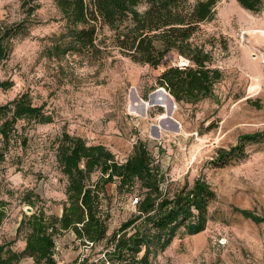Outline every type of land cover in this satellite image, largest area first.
<instances>
[{
    "label": "rangeland",
    "instance_id": "1",
    "mask_svg": "<svg viewBox=\"0 0 264 264\" xmlns=\"http://www.w3.org/2000/svg\"><path fill=\"white\" fill-rule=\"evenodd\" d=\"M25 19L27 34L13 40L0 62V77L12 82L9 89L0 88V104L27 92L52 121L20 120L18 136L6 149L0 141V196L8 202L0 232L14 238L23 212L32 211L19 200L27 190L39 195L37 205L47 213L61 212L66 180L55 148L63 132L105 145L120 161L140 138L165 176L164 187L199 179L215 192L204 229L194 234L180 230L149 264H264V221L240 212L264 217V140L244 142L240 156L217 162L242 135L264 133V0L256 12L236 0H217L213 19L201 24L197 41L211 50L222 77L213 95L197 103L174 102L156 83L162 67L130 60L109 39L105 55L48 57L46 47L64 29L54 1L0 0V24ZM107 34L103 29L98 39ZM171 61L184 64L182 58ZM106 188L103 207L110 234L135 211L138 196L136 191L117 192L114 183ZM20 238L14 247L22 245ZM72 238L69 232L56 237L59 264H79L80 250ZM103 247L101 242L91 249L97 264H108Z\"/></svg>",
    "mask_w": 264,
    "mask_h": 264
},
{
    "label": "trees",
    "instance_id": "2",
    "mask_svg": "<svg viewBox=\"0 0 264 264\" xmlns=\"http://www.w3.org/2000/svg\"><path fill=\"white\" fill-rule=\"evenodd\" d=\"M64 29L46 47L48 57L66 54L96 57L108 54L105 39L121 55L151 67H162L156 83L177 104L197 103L210 98L222 77L213 65V55L204 41H197L201 24L213 19L217 0H53ZM250 11H259L263 0H236ZM144 5L141 9L140 6ZM25 20L0 24V62L6 59L13 40L28 32ZM106 29L108 34L98 39ZM103 44V45H101ZM182 58L184 64L172 62ZM12 82L0 77V88ZM49 123L52 115L42 104H35L27 92L0 104V141L6 149L18 136L17 122ZM264 140L256 132L240 137V143L222 151L220 164L240 156L244 142ZM60 173L65 177V199L59 214L47 213L37 205L39 195L22 193L19 200L31 207L17 222L14 238L0 241V264H59L56 237L69 232L79 247V264H97L90 255L103 242L102 255L108 264H149L150 258L164 250L181 230L194 234L205 227L208 204L215 192L203 180L192 185L164 187L165 176L148 148L137 139L131 153L122 161L101 143L89 144L81 136L63 132L55 148ZM4 151L0 147V163ZM216 162V163H217ZM96 177L92 179V175ZM119 193L136 191L135 211L108 234L109 213L103 207L108 184ZM8 202L0 196V227L8 216ZM242 215L255 222L264 221L247 210ZM22 239V248L14 247ZM102 260V259H101Z\"/></svg>",
    "mask_w": 264,
    "mask_h": 264
},
{
    "label": "crops",
    "instance_id": "3",
    "mask_svg": "<svg viewBox=\"0 0 264 264\" xmlns=\"http://www.w3.org/2000/svg\"><path fill=\"white\" fill-rule=\"evenodd\" d=\"M16 225H17V224H16ZM8 237H9L8 234H5V233H3V232H0V241H1L2 239H4V238H8ZM23 245H24V242L22 241V245L19 246V249L22 248ZM30 263H31V261H30L29 259L23 261V264H30Z\"/></svg>",
    "mask_w": 264,
    "mask_h": 264
},
{
    "label": "water",
    "instance_id": "4",
    "mask_svg": "<svg viewBox=\"0 0 264 264\" xmlns=\"http://www.w3.org/2000/svg\"><path fill=\"white\" fill-rule=\"evenodd\" d=\"M160 88H163V87H160ZM159 88V89H160ZM164 89V88H163ZM172 97V96H171ZM172 100L175 102L174 98L172 97ZM175 107V105L173 104V108ZM30 209V208H29Z\"/></svg>",
    "mask_w": 264,
    "mask_h": 264
},
{
    "label": "built area",
    "instance_id": "5",
    "mask_svg": "<svg viewBox=\"0 0 264 264\" xmlns=\"http://www.w3.org/2000/svg\"><path fill=\"white\" fill-rule=\"evenodd\" d=\"M133 202H134V204H135V202H136V199H134V201H133Z\"/></svg>",
    "mask_w": 264,
    "mask_h": 264
}]
</instances>
